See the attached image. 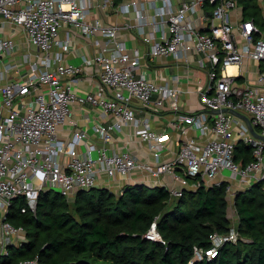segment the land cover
Instances as JSON below:
<instances>
[{
	"label": "built area",
	"instance_id": "2783aa9c",
	"mask_svg": "<svg viewBox=\"0 0 264 264\" xmlns=\"http://www.w3.org/2000/svg\"><path fill=\"white\" fill-rule=\"evenodd\" d=\"M241 1L158 0L153 3L154 21L149 31L144 28L143 12L138 10L139 31L150 44L149 55L180 58L185 53L186 61L207 68V79L199 89L202 109L181 112V88L139 71L140 49H130L127 41L119 38V24L90 19L91 1L0 0V16L22 26L29 42L38 48L35 55L31 53L36 60L30 72L0 88V255L9 253L10 244L20 245L27 239L23 226L6 219L13 199L25 196L27 206L22 210L36 212L42 190L56 189L73 199L79 190L95 187L102 173L111 178L134 170L177 175V170L182 169L181 187L170 188L172 194L179 196L186 188H197L203 182L221 184L229 178L225 173L229 171L245 187L261 182L264 190V139L231 111L248 114L257 131L264 134V32L257 19L244 17L243 11L235 20L233 13L243 8ZM114 3L115 0H103L102 5ZM138 5L139 0L120 3L125 11ZM63 25H73L88 36L100 32L111 41L112 46L101 49L94 57L101 65L99 91L79 94L72 89L74 75L82 67L64 60L71 39L59 38ZM56 44L63 49L53 54ZM15 50L12 37H0V59ZM192 53L199 54L197 60L188 57ZM245 59L259 64L253 82L241 79ZM75 101L89 102L104 115H116L112 123L98 122L93 126L104 141L112 139V130L120 131L125 124L135 125L136 133L149 143L153 160L141 159L129 149L111 150L106 144L89 143L86 153L82 152L79 147L88 134L83 129L76 130L69 141L60 138L59 126L70 119ZM166 104L181 112L175 123L185 136L170 159L162 157L168 149L169 133L154 129L149 119L137 116L135 110L137 106L160 108ZM192 129L193 134L189 132ZM240 141L253 147L254 159L247 164L236 159ZM227 191L228 199L236 194L230 184ZM146 235L165 242L157 228V218ZM239 238L237 224H232L226 233L215 231L211 234V247L195 246L188 264L215 257L225 243L237 242ZM20 264L40 263L36 257Z\"/></svg>",
	"mask_w": 264,
	"mask_h": 264
},
{
	"label": "trees",
	"instance_id": "16d2710c",
	"mask_svg": "<svg viewBox=\"0 0 264 264\" xmlns=\"http://www.w3.org/2000/svg\"><path fill=\"white\" fill-rule=\"evenodd\" d=\"M245 14L258 19L261 8L256 0H247ZM236 159L252 161L253 147L240 141ZM228 185L203 182L179 196L162 185L128 184L119 193L95 186L79 190L73 199L46 189L36 212L23 211L27 200L16 197L6 219L23 226L27 239L10 244L0 264L36 257L40 264H188L195 246L209 248L212 233L230 231ZM235 204L239 240L228 241L215 257L197 264H264L262 183L238 191ZM156 218L165 242L146 235Z\"/></svg>",
	"mask_w": 264,
	"mask_h": 264
},
{
	"label": "crops",
	"instance_id": "0c3cea01",
	"mask_svg": "<svg viewBox=\"0 0 264 264\" xmlns=\"http://www.w3.org/2000/svg\"><path fill=\"white\" fill-rule=\"evenodd\" d=\"M91 1L92 5L89 8V18H100L106 23L119 24V38L126 40L130 49L138 48L141 51L139 71H145L148 75L156 78L159 82L181 88L180 99L182 103L181 112H192L202 109L200 100V87L207 79V68L200 67L196 62L189 63L185 53L181 54L180 58L173 56L152 57L148 54L150 44L145 42L144 35L139 31L138 10L144 14L146 22L144 28L146 31L152 30L153 14L155 12L154 2L158 0H139L138 7L128 11L120 7V3L131 0H121L119 3H114L113 6H103V0H84ZM152 3V5H151ZM247 0L241 1V6L235 10L233 15L235 20H238V12L243 11L245 14V4ZM260 8L264 9V3L258 0ZM143 7V8H142ZM262 9V10H263ZM10 36L16 42V50L11 54L0 59V88L11 80L26 76L33 67V62L36 60L35 52L38 48L29 42L28 37L22 26L4 19L0 16V37ZM59 38L65 41L71 39L70 48L64 52V60L69 63H74L82 67L81 72L74 75L76 78L72 83V89L79 94L87 92H97L100 90L99 74L101 65L94 61L97 52L103 48L112 46L108 37L98 32L94 36H88L73 25H63L60 30ZM99 41V43H98ZM63 49L61 44H56L52 50L53 54L60 52ZM29 53V57H28ZM34 53V55L32 54ZM28 57V58H27ZM193 60H197L199 54L192 53L188 55ZM15 64V67L8 65ZM45 68L44 65H42ZM258 62L252 59H245L242 63V79L250 82L256 80L258 75ZM231 69H235L231 67ZM73 113L66 122L59 126L58 136L65 141L73 138L74 132L78 129L87 131L85 140L80 144V151L85 152L86 145L95 143L97 146L107 145L111 150L129 149L138 157L144 160H153V152L147 141L141 139L136 133V126L133 124H125L120 131L112 130V139L104 141L103 138L93 130V126L98 123L109 124L114 122L117 117L113 113L105 114L101 112L99 107L86 102L81 103L75 101L73 105ZM137 116L147 118L151 122L154 129L159 132H168L170 135L167 141V150L163 152V159H170L177 153L180 144L185 137L181 129L175 123L177 115L181 112L173 111L168 104L156 108L150 105L148 108L137 106L135 108ZM183 120V119H182ZM193 134L195 131H189ZM189 133V134H190ZM86 153V152H85ZM177 175L172 172L162 173L160 175H152L149 172L142 170H134L129 175H119L116 178L109 177L106 173H102L98 178L97 187H107L119 193L128 184H146L154 187L157 185L166 186L167 188L181 187L180 176L184 175L182 169L177 170ZM229 176L227 181L236 191L246 190L245 187L234 174L225 171ZM236 194L232 197L235 201ZM230 216V215H229Z\"/></svg>",
	"mask_w": 264,
	"mask_h": 264
},
{
	"label": "rangeland",
	"instance_id": "374dc122",
	"mask_svg": "<svg viewBox=\"0 0 264 264\" xmlns=\"http://www.w3.org/2000/svg\"><path fill=\"white\" fill-rule=\"evenodd\" d=\"M256 1L258 3V0H256ZM251 9H253V8H251ZM262 9H261V15H259L257 21H258V24L260 25L262 31L264 32V9L263 10ZM54 191H56V189L53 190V192ZM229 201H230L229 202V215L233 221L232 224H237L238 216H237V208H236L235 201L233 198L229 199ZM2 214L3 213H2V210L0 208V220H1ZM0 240H1V234H0ZM0 244H1V242H0ZM0 251H1V246H0Z\"/></svg>",
	"mask_w": 264,
	"mask_h": 264
},
{
	"label": "water",
	"instance_id": "95a60500",
	"mask_svg": "<svg viewBox=\"0 0 264 264\" xmlns=\"http://www.w3.org/2000/svg\"><path fill=\"white\" fill-rule=\"evenodd\" d=\"M218 110H219V109H217V111H218ZM224 110H228V109H227V108H224ZM231 111L234 112L235 114L239 115L240 117L244 118V119L246 120L248 126L250 127L251 131H252L257 137L264 139V134H262V133H260L259 131H257V129L255 128V126H254V124H253V122H252L251 117H250L248 114H246V113H244V112H242V111L236 110V109H232ZM93 188H94V187H91L90 189H93Z\"/></svg>",
	"mask_w": 264,
	"mask_h": 264
}]
</instances>
